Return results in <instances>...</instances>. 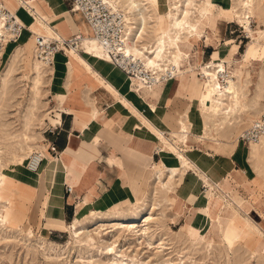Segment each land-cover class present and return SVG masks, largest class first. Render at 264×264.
Segmentation results:
<instances>
[{
  "label": "bare ground",
  "instance_id": "1",
  "mask_svg": "<svg viewBox=\"0 0 264 264\" xmlns=\"http://www.w3.org/2000/svg\"><path fill=\"white\" fill-rule=\"evenodd\" d=\"M32 1L36 2L39 0H31V2ZM105 1L112 8L121 10L124 15L125 39L123 40L121 47V58L124 60V62L133 61L135 66L137 65V67L134 66V68H137V71L141 70L142 72H145L146 75L153 77L154 81L152 84L147 86L141 79L130 77L129 74L123 69L122 65H120L119 62L121 59H116L115 57H112L110 54L103 51L104 49L101 47L97 38L93 34L91 26L86 21L82 22L83 34L79 33L82 37L79 48L77 49L72 46L67 48L65 51L67 55L69 54L70 59L69 61L65 62L67 69L66 71L68 74L67 79L69 78V75L72 76V73L74 74V72V75L76 76L80 75L81 73L92 76L94 80L100 83V89L105 91V93L109 96L113 108L123 114L128 121L134 120L137 124V127L143 126L151 134H153L160 142L161 154L166 155L167 153L170 158H168L166 161L164 160L160 163H151L149 165V174L152 175L155 189L154 197H152L151 200H148L147 197L144 199L139 197L137 199H133L132 197H128L127 194L126 197L112 202L106 208V210H99L94 206L91 200L84 199V201H82L79 207L76 209L73 220L66 224V228L70 234V239H75V241H77L80 245H91V241L93 240L91 233L92 228L94 229V233L104 231V233L108 234L109 232L113 231L114 228L127 227L128 229L131 228L133 231H135L136 235L139 237L149 236L147 235V230L150 221H154L155 218H159V216L162 214L161 212H155L161 208V200L156 198L158 191L161 193L171 192L173 187L176 186L178 179L184 174L185 170L191 167L195 172L190 174V181L185 182L182 189H180V193H182V195H178L177 192L173 195L174 197L179 196L192 203L193 206L197 205L196 207H199L197 210L202 213L200 218L201 224L197 226L196 229L191 228V231L194 232L197 243L203 242L205 239L209 238L207 231L209 220L211 219L208 210L210 199H220L223 204L219 208V213L223 214L225 211H228L227 209H229L234 215L232 218L228 219L229 222H227L226 226H222V241L226 243L228 248L232 249L236 246V242L239 240V238L243 236V233L252 230V225L241 218L239 213L236 212L237 205L234 204L233 201L227 197L225 192L216 184V182L220 180V177L214 175V172L212 173L210 171V168L213 169V167L200 157L192 158L193 160H191L187 159L183 155V145L189 139L188 125L183 120V118L175 120L176 129L171 128L169 124L157 113L156 106L147 101L145 94L151 92L153 87L161 82L170 84L176 80L178 83V88H183L185 77L188 74L192 75L197 69L201 75V78L203 79L200 100L203 107L202 118L206 128L202 138L212 139L211 130L217 125L220 126L221 129L225 127H231V133L228 129H226L230 135L229 133H225L227 135H224V140L227 146H233L231 137L236 132L235 130L237 123L239 120H242L240 115L249 109L255 108L256 106L264 107V105L261 104L262 92L256 93L255 91L253 96H247L245 89L246 85L249 83L246 84V80H244L245 71L243 72V68L245 69V64L249 61V58L252 55L259 54V52L264 55V44H260L258 41V36L263 35L264 31L261 30L257 33H254L251 28V14L253 13L254 9V0H236V4L239 8L237 12L238 21L248 36L252 39L246 50L242 53L241 59L236 61L233 58L232 55L236 51V48L231 46L229 43L225 48V51L226 49L228 50L227 53L224 52L219 57L208 61L201 60L198 51L196 65L191 62L189 53L190 40H196L200 24L203 23L202 18L209 16L208 9L218 4L221 0ZM230 1L222 2L223 6L227 7L228 9H232L234 6H232ZM18 3L19 6L17 10L11 12L15 14L22 23H25V26H27V23L30 21V19L35 20L39 26L45 29L46 32L45 34H40L39 36L59 39H65L69 37L68 33L64 31L62 27L63 25L61 23L62 21H66L65 14L67 13V10L61 9L59 14L54 12L47 16H42L39 11L35 10L37 15H33L30 9V6H32L31 3L24 2L23 0H18ZM149 5H152L154 8L156 20H151ZM75 12L77 15L78 13L81 14L78 11ZM165 12H168L170 20L167 28L162 29L159 28L158 19L161 15L163 16ZM151 22H153V24H151ZM210 27L213 30L214 36H216V31H218V28L214 24L210 25ZM26 29L27 27H25V30ZM190 33L193 35V37H190ZM22 34L13 42H4L0 48L1 56L6 49V46L12 45L9 62L6 63L5 67L0 72L1 92L2 88L5 87L7 83L9 84L7 78L13 77L12 73L17 64L16 62L22 60L21 57L25 49V43H23L21 40ZM34 36L36 37L35 34ZM56 57L57 55L55 58ZM93 60L97 61L101 70L105 71L107 75L108 73L113 75L114 80L118 78V80H116L118 86L103 82L97 78L93 72ZM183 61L185 62L184 69L186 70V74H177L176 71H179ZM54 62L53 64H48L41 60L37 56L34 46L31 56L32 72L30 80L35 91L38 90L39 86L42 85L48 77L52 78L51 75L54 69ZM234 63L238 64V69L236 73H231L229 68ZM168 75H172L173 77L166 79L165 77ZM178 75H180V79H177ZM18 78H20V76ZM11 79H15V77ZM67 79L63 80L64 83L59 85L58 88V92L63 94L65 97V105L75 100V93L70 92L67 88ZM262 87L260 86L259 88L262 89ZM80 91L81 104L84 106H90L91 124H93L95 121H97V119H99L104 110L98 107L97 102L95 101V95L94 98H92L83 90ZM31 98L32 100L29 106H27V108L25 107L26 111L22 114L24 120L23 125L25 128L24 132H21L20 134L18 131L13 130L8 133L12 134L11 141H13L14 144L17 143L20 146V144L25 141V148L22 149L23 153L14 154L13 157V162L17 167L16 172H12L2 163L3 154L6 153L5 149L7 147V144L2 146V142H5V134L7 131L2 130V126H4L3 124L5 123L1 122L2 115L0 114V225H4L6 221L8 222L14 218V211L12 210L13 206L15 205L13 199L10 196V186L12 184L11 181H13L15 177H18L20 189L25 195H27L30 190L37 192L39 190L40 184L44 181L47 186V192L44 194L42 206L40 207L43 209L42 215L49 220L61 219L63 214L62 201L59 197H57V193L51 184L54 179L55 172L58 169H61L62 172H65V169L71 160L72 153H74L75 150H83L85 147L84 141H82L81 145L78 142L80 146L77 148H70L67 146L64 151H59L56 158L49 154V152L44 151V147L34 152L33 147L38 146L31 145L29 142L31 140L34 141L35 137H31L28 135V133H26V130L30 127L31 120L35 116L34 96ZM262 112H264V109ZM253 121L250 122L248 127ZM6 125L8 124L6 123ZM107 126L111 127V124H107ZM248 127H246V129ZM84 130L85 128L83 131ZM88 144L89 143H87L86 147L92 145ZM32 157H34L33 159H37L38 157L41 159V163L35 171L29 169L28 167V161ZM247 159L251 161V163L253 162L254 169L259 174L264 173V136L261 137L259 142H251L248 145ZM25 162H27V167L24 170H21L23 169L22 166ZM202 183H204L207 187L205 193H200L197 191L198 186ZM74 189L75 188L73 187V191ZM133 204L140 209H138L139 212L135 213L132 217L126 219H108L109 221L104 218H93L90 225L84 223L86 218L89 216L93 217L96 212L101 213L102 211H107V215H109L132 206ZM86 205L90 206V209H87ZM155 214H158L157 217H155ZM107 223H110L111 226L104 227L107 225ZM239 225L242 229L238 228ZM44 230L45 231L41 235V238L47 240L48 238L46 237L45 232H49V229L47 226H45ZM118 246L119 243L117 240L109 241L108 239L103 246L104 253L106 255H110L114 262L126 260L122 258L123 254L119 253L121 251L119 249L117 250ZM262 249L264 251V246Z\"/></svg>",
  "mask_w": 264,
  "mask_h": 264
},
{
  "label": "rangeland",
  "instance_id": "2",
  "mask_svg": "<svg viewBox=\"0 0 264 264\" xmlns=\"http://www.w3.org/2000/svg\"><path fill=\"white\" fill-rule=\"evenodd\" d=\"M225 1L230 0H221L218 4L208 9L209 16L202 18L203 23L200 24L196 40H190L189 53L191 62L195 65L198 58V51L201 60H211L216 56L215 52H217L220 46L223 45L224 41L226 46L230 43L231 46L236 48V51L232 56L236 61L240 60L242 53L252 41L238 21L237 12L239 8L236 4V0L230 1L232 6H234L232 9L223 6L222 2ZM253 3L254 9L251 14V28L254 33H257L261 30L264 31V0H254ZM149 10L151 20H156V14L152 5H149ZM68 13L73 17L71 10H69ZM75 19L80 24L82 16H76ZM169 20L168 12H165L163 16L161 15L158 19L159 28L166 29L169 25ZM151 24H153V22H151ZM212 24L218 28L216 36L219 39L214 36L213 30L210 27ZM190 37H193L191 33ZM258 41L260 44H264V34L258 36ZM216 47V51L209 58L211 52ZM24 48L21 57L22 60L16 62L17 67L15 66L12 73L13 77L7 78V81L11 86L7 83V85L2 88V92L0 91V97H2L0 98V114L2 115V121H0L5 123L3 124L5 127L9 125L7 127L8 129L2 126V130L7 131L5 134V142H2V146L7 144L5 149L6 153L4 152L5 154H3L2 163L12 172H16L17 169L15 166L16 164L13 162L14 154L23 153L22 149L25 148V141H23L20 146L17 143L14 144L13 141H11L12 134L8 133L13 130L18 131L20 134L21 132H24L25 128L23 125L24 120L22 114L26 111L27 106H29L32 100L31 97L34 96L35 100V116L31 120L30 127L26 130V133L31 137H35L34 141L31 140L29 142L31 145L38 146L33 147L34 152L43 147L44 151L48 150L46 138L52 134L51 131L57 124L59 113L64 107H68L69 105V103L66 105L64 104L65 97L58 92L59 85L63 84V80H65V78L61 77L64 69L63 64L61 65L62 68L59 74L53 69L51 75L52 78L48 77L44 83L39 86L38 90L35 91L30 80L32 72L31 56L34 46L31 48L29 44L25 43ZM11 49L12 45H7L5 51L0 56V72L5 67L6 63L9 62ZM225 52L227 53L228 50L226 49ZM61 60H63V63L65 64V62L70 60L69 54L63 55ZM184 66L185 62L183 61L179 69L184 68ZM244 67V80H246V84L249 83L246 85L245 89L247 96H253L255 91L256 93L262 92L261 104L264 105V90H262L264 89V55L261 52L252 55ZM237 69V63L232 64L229 68L231 73H236ZM67 75L68 74H66V77ZM17 76H20V78ZM70 76L71 75H69V78ZM188 76V80H190L191 83L197 81L198 87L195 94L191 96L190 101L186 102L183 111L187 112L189 106H191V104L194 105L195 109H192L191 119L194 117L193 120L197 121L198 124H190L192 121L189 119L188 114L186 115V123L187 125L189 124V139L183 146V152L185 153V157L195 158L191 153L194 148H200V153H204L207 150L209 152L212 150L215 151V147L213 146L214 143L212 141H200L198 140L200 137L196 136L200 134L203 135L206 128L204 122L202 123L203 107L200 100L203 79L197 69L192 75L188 74ZM14 77L15 79H11ZM251 81L252 84L250 86ZM258 86L263 87L260 89ZM77 91L79 90L70 92L76 93ZM85 93L94 98L93 92L87 91ZM252 109H249L240 115L242 120H239L237 123L236 132L234 131L235 133L233 132L234 135L231 137L233 145L234 142L239 140L240 133L248 127L251 121L255 120L260 115L264 107L256 106ZM131 121L135 123L134 120ZM6 123L8 125H6ZM219 127L220 126L217 125L211 130V136L215 139V142H219L224 135H227L232 131L230 129L231 127L223 128L225 130L228 129L229 132L228 130L225 131ZM190 133L194 134L197 138L194 135L190 136ZM244 148L245 149L242 150L245 161L244 164L239 161L235 162V169L232 167L230 173H225V176H223L220 181L216 182L219 188L225 192L227 197L234 200L233 203L237 205L236 212L239 213L241 218L252 225V230L243 233V236L239 238L236 242V246L232 249L228 248L226 243L222 241V226H226L227 222H229L228 219L232 218L234 215L229 209L223 214L219 213V208L223 203L218 198H213L209 201L208 210L211 218L209 220L207 231L209 238L205 239L203 242L197 243L194 232L191 231V228L196 229V227L201 224L200 218L202 213L197 210L199 208L196 207L197 205L193 206L192 203L183 198L179 196L174 197L173 195L176 194V192L178 195H182L180 189H182L185 182L190 181V174L195 172L189 167L185 170L182 177L178 179L176 186L173 187L174 190L172 189L171 192L167 193H161L158 191L156 198L161 200V208L155 212H161L162 214L159 218H155L154 221H150L147 230V235L149 236L139 237L136 235L135 231L131 228L128 229L127 227L114 228L113 231L108 234L104 233V231L94 233V229L92 228L91 233L93 240L91 241V245H80L75 239H70V234L66 226L60 231L45 232L48 239H42L41 235L45 231V227L43 224V209L37 206L40 202L37 204L36 195H31L29 192L27 195L22 193L17 182L13 181L14 184L11 185L10 196L17 206L12 210L14 211V218L8 222L6 221L4 225H0V264H264V251L262 249L264 246V173L259 174L254 169L253 162L251 163V161L247 159L248 146H245ZM161 155L163 156L165 154ZM52 156L54 158L57 157V155L55 156L53 154ZM168 158H170V156H168ZM215 163L216 165L228 169L233 165L229 159L223 161L216 159ZM22 167L23 169L21 170H24L27 167V162H25ZM249 177L257 188L253 189L254 186L249 182ZM135 179H137L139 185L137 197L143 199L147 197L148 200H151L152 197H154L155 190L152 175L148 174V172L142 174L136 173ZM228 180L230 181V184ZM231 187L239 196L236 195V193L229 191ZM206 188V185L202 183L198 186L197 191L205 193ZM134 199H136V197H134ZM83 200L84 198H79L75 201L73 216ZM111 203L112 202L109 201L96 207L99 210H106ZM138 209L140 208L133 204L132 206L109 215H107V211H102L101 213L96 212L93 217L89 216L86 218L84 223L90 225L93 218H104L107 220L114 218L126 219L139 212ZM157 215L158 214H155V217H157ZM73 216L71 218V215H69L67 223L73 220ZM107 226H111V224L107 223L104 227ZM238 228L242 229L240 225ZM107 239L109 241L117 240L119 243L117 250L119 249L121 251L119 253L123 254L122 258L126 260L114 262L110 255L104 253L103 246Z\"/></svg>",
  "mask_w": 264,
  "mask_h": 264
},
{
  "label": "crops",
  "instance_id": "3",
  "mask_svg": "<svg viewBox=\"0 0 264 264\" xmlns=\"http://www.w3.org/2000/svg\"><path fill=\"white\" fill-rule=\"evenodd\" d=\"M0 1L12 12L16 11L19 6L18 0ZM23 1L32 4L30 9L33 15H37L36 11H39L42 16H47L54 12L59 14L61 9L67 10V13L65 14L66 21L61 22L64 31L68 33L69 37L73 34H83L81 24L85 19L79 13L77 15L71 11L73 17L68 13L69 10H71L70 0ZM76 16H82L80 24L76 21ZM23 24L25 25V23ZM25 27H27V29L23 32L21 40L23 43L29 44L32 48L34 45V34L40 35L45 34L46 32L45 29L39 26L35 20L31 19ZM216 38L219 39L218 37ZM225 48L226 45L224 41L223 45L220 46L217 52H215L217 47L211 52L209 58L214 52L216 54L214 59L219 57L225 52ZM63 55H67V53L64 52V54H57L53 68L55 72L59 74L62 68L61 65L63 64L64 69L61 77L66 80V64L61 60ZM92 62L93 72L99 80L118 86L116 82L118 78L114 80L113 75L108 73V75H110L108 76L105 71L101 70L96 60H93ZM176 72L177 74H186L184 68L179 69V71ZM74 74L72 73V76H70L71 79L68 78V90L75 91L80 89L84 92H93L98 107L102 108L104 111L99 119L95 121L96 123L94 122L91 124L90 106H84L81 104V91L79 90L75 93V100L70 102L68 107H64L59 113L57 124L51 131L52 134H50L48 138L45 137L47 139V141L45 140L46 143L49 145V142H53L57 146L58 151H64L67 146L70 148H77L81 145L82 141H84L85 147L87 143H89L88 145H93V147L90 145L91 147L87 146L86 148L83 146V150H75L71 155V160L67 165L65 172H62L61 169H58L55 172L51 186L56 191L57 197L62 201L63 214L59 220H49L46 219L45 216L43 217L44 227L47 226L49 232L60 231L66 226L69 215H71V218L73 216L75 201L79 198L91 200L95 207L109 201H118L123 197H126L127 194L128 197H132L133 199L136 197L137 199L139 185L137 179H135V174H142L144 172H148L149 174V165L151 163H160L168 159V156L161 155L160 142L153 134L143 126L137 127L136 123L128 121L123 114L113 108L109 96L105 91L100 89V83L98 81L85 73L73 77ZM178 78L180 79V75L177 76V79ZM188 78L189 76L187 75L185 77L183 88H178L176 80L170 84L161 82L155 85L151 92L145 94L147 101L156 106L157 113L173 129H176L175 120L183 118V120L187 122L186 115L188 114L189 119H191L192 109H195V106L191 104L187 112L183 111L186 102L190 101L191 96L195 94L198 87L197 81L191 83ZM251 84L252 81L250 86ZM193 119L194 117L191 119L192 123L190 124L197 125V121H194ZM107 124H111V127L107 126ZM84 128L85 130L83 131ZM191 135L194 134L190 133V136ZM196 136L200 137L198 138L200 141L209 140L214 143L213 146L215 147V151L212 150L209 152L207 150L205 152L203 151L204 153H200V148H194L191 153L195 158L202 156L200 158L207 161L213 167V169L210 168V171L212 173L214 172V175L219 176V179L225 176V173H230L231 168L235 167V162L239 161L244 164L245 161L242 150L248 145L243 143L240 139L237 140V142H234L233 147H231L226 145L224 137H222V140L219 142H215V139L213 138H202L201 134ZM47 152L51 154L49 150H47ZM183 155H185L184 152ZM186 158L193 160L191 157ZM216 159L221 161L229 159L233 165L229 169L221 167L216 165ZM249 179L251 185L254 186L253 189L257 188L252 179L250 177ZM13 181L17 182L20 187L18 177H15ZM13 181H11L12 184H14ZM66 184L72 186L71 192L66 191ZM73 187L75 188L74 191ZM229 191L236 193L232 187ZM46 192L47 186L44 181L40 184L37 192H34L33 190H30L29 192L31 195H36L37 204L40 202V204L37 205L39 208L42 206V201ZM236 195L238 194L236 193ZM232 201L234 202V200ZM14 205L13 208L17 206L15 202ZM86 207L87 209H90V206L86 205Z\"/></svg>",
  "mask_w": 264,
  "mask_h": 264
},
{
  "label": "built area",
  "instance_id": "4",
  "mask_svg": "<svg viewBox=\"0 0 264 264\" xmlns=\"http://www.w3.org/2000/svg\"><path fill=\"white\" fill-rule=\"evenodd\" d=\"M70 2L71 11L81 13L85 21L91 26L93 34L105 53L116 59H121L119 63L130 77L141 79L147 86L153 83V77L146 75L141 70L137 71V68H134L133 61L124 62L120 56L123 40L125 39V21L121 10L112 8L105 0H70ZM24 30L25 25L0 1V48L6 41H15ZM81 38V34H73L65 39L36 35L34 41L35 52L44 62L53 64L57 54L64 53L67 48L72 46L78 49ZM172 77V75H168L165 78ZM263 136L264 112L241 133L239 139L249 145L251 142H259ZM48 150L55 156L59 153L53 142H49ZM33 158L29 159L28 167L35 171L39 167L41 159L39 157L37 159ZM65 188L67 192L72 191L71 185L66 184Z\"/></svg>",
  "mask_w": 264,
  "mask_h": 264
}]
</instances>
